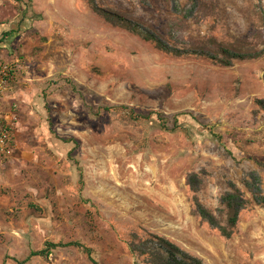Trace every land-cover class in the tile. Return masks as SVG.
<instances>
[{
    "label": "rangeland",
    "instance_id": "1",
    "mask_svg": "<svg viewBox=\"0 0 264 264\" xmlns=\"http://www.w3.org/2000/svg\"><path fill=\"white\" fill-rule=\"evenodd\" d=\"M257 5L0 0L22 149L0 168V264H148L130 245L152 235L204 264H264V204L244 184L264 195V56L226 67L188 54L251 42ZM234 186L247 206L227 238L195 199L227 226Z\"/></svg>",
    "mask_w": 264,
    "mask_h": 264
},
{
    "label": "trees",
    "instance_id": "2",
    "mask_svg": "<svg viewBox=\"0 0 264 264\" xmlns=\"http://www.w3.org/2000/svg\"><path fill=\"white\" fill-rule=\"evenodd\" d=\"M257 1V15L261 21L259 28L260 32L252 39L251 42L238 39L237 42L229 48L220 46L219 49L213 51L203 48L201 51H192V53L189 52L188 54L206 57L226 67L232 66L234 61H248L262 58L264 56V7L262 4L263 0ZM96 10L109 20H117L120 24L126 26L128 30L142 36L146 41L154 42L162 51L174 53L176 55L185 54L180 51L171 50L169 47L164 45L158 37L143 31L138 24H133L128 20H125L113 13L100 10L97 7ZM258 104L264 109V101H259ZM160 127L168 130V127L163 119L160 121ZM254 180L256 181L258 179ZM258 182L259 183H253L249 179H246L244 184L256 202L264 204V195L260 187V180H258ZM221 204L226 210L228 216L227 226H220L215 216L208 209H206L198 199H195V212L201 219L209 223L212 227L219 229L224 237L231 238L233 230L237 226L240 212L246 208L247 201L243 196V192L238 187L234 186L230 192L226 193L222 197ZM130 251L133 255H135V257L146 259L148 264H204L201 259L190 255L188 252L184 251L169 240L155 235H152L143 241L141 240L131 244ZM86 252L90 254V250L86 249ZM46 254L47 251H41L33 253L32 256H44ZM92 263L98 264L94 260H92Z\"/></svg>",
    "mask_w": 264,
    "mask_h": 264
},
{
    "label": "built area",
    "instance_id": "3",
    "mask_svg": "<svg viewBox=\"0 0 264 264\" xmlns=\"http://www.w3.org/2000/svg\"><path fill=\"white\" fill-rule=\"evenodd\" d=\"M15 72V67L0 62V98L8 92ZM17 129L18 120L15 115L0 117V168L6 166L16 153Z\"/></svg>",
    "mask_w": 264,
    "mask_h": 264
},
{
    "label": "crops",
    "instance_id": "4",
    "mask_svg": "<svg viewBox=\"0 0 264 264\" xmlns=\"http://www.w3.org/2000/svg\"><path fill=\"white\" fill-rule=\"evenodd\" d=\"M17 90V87H12V92H8L6 95H4L3 97L0 98V117H7L10 116L12 114L11 110H10V106H12L13 104H15V100L13 98L16 97L15 95V91ZM17 98V97H16ZM18 130V129H17ZM18 131H21L20 129ZM20 133L16 134V153L21 150V140L19 138ZM20 151V152H21ZM15 153V155H16ZM25 154V153H24ZM23 154V158H25V155Z\"/></svg>",
    "mask_w": 264,
    "mask_h": 264
}]
</instances>
